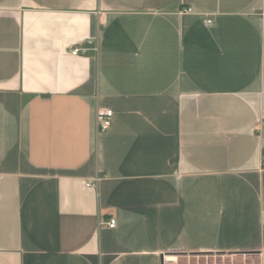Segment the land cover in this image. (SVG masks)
I'll list each match as a JSON object with an SVG mask.
<instances>
[{
  "label": "crops",
  "instance_id": "0c3cea01",
  "mask_svg": "<svg viewBox=\"0 0 264 264\" xmlns=\"http://www.w3.org/2000/svg\"><path fill=\"white\" fill-rule=\"evenodd\" d=\"M176 255L264 264V0H0V264Z\"/></svg>",
  "mask_w": 264,
  "mask_h": 264
},
{
  "label": "rangeland",
  "instance_id": "374dc122",
  "mask_svg": "<svg viewBox=\"0 0 264 264\" xmlns=\"http://www.w3.org/2000/svg\"><path fill=\"white\" fill-rule=\"evenodd\" d=\"M169 264H260L256 257L232 256V257H203V256H171Z\"/></svg>",
  "mask_w": 264,
  "mask_h": 264
},
{
  "label": "built area",
  "instance_id": "2783aa9c",
  "mask_svg": "<svg viewBox=\"0 0 264 264\" xmlns=\"http://www.w3.org/2000/svg\"><path fill=\"white\" fill-rule=\"evenodd\" d=\"M184 12L185 13H191L192 9L188 8ZM210 23H211V21H207V24H210ZM86 52H87V50L81 49V48H75V49L72 50V53L74 55L85 54ZM113 115H114L113 111L109 110V109L100 108V109L97 110L96 122H97V127H98L99 132H106V131L109 130V128L111 127V122H112ZM99 182H100V178L96 177V178H94L92 180H89L86 183V186L90 187V188H97ZM108 226L111 229L116 228L117 220L115 218L110 219V221L108 222Z\"/></svg>",
  "mask_w": 264,
  "mask_h": 264
}]
</instances>
